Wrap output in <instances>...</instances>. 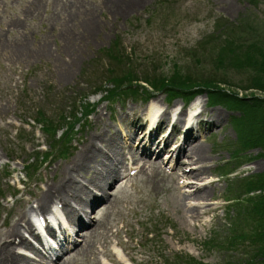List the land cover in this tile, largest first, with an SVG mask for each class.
<instances>
[{
    "label": "rangeland",
    "instance_id": "rangeland-1",
    "mask_svg": "<svg viewBox=\"0 0 264 264\" xmlns=\"http://www.w3.org/2000/svg\"><path fill=\"white\" fill-rule=\"evenodd\" d=\"M71 1V10L58 12L55 0H39L40 10L31 18L27 8L34 7L33 0H0V38L9 46L0 50V226L38 209L45 187L59 182L88 136L104 128L98 114L107 130H116L122 111L144 110L157 99L171 114L183 104L186 117L194 114L196 121L203 109L195 111L194 104L202 99L204 109L219 113L215 119L204 114L209 122L193 140L210 155L202 184L212 182V211L193 219L171 178L163 183L159 178V185L150 179L153 172L172 173L184 156L169 163L170 155L163 153L157 169L141 172L137 166L131 170L127 160L129 177L114 187L117 178L89 213L100 229L94 237L84 229L63 260L116 264L119 252L124 264H186L190 258L203 264L263 262L257 248L256 257L245 258L254 249L238 237L237 205L242 198L264 200L263 189L245 197L250 183L264 176V92L253 86L261 77L254 64L264 53V0ZM13 21L21 24L11 29ZM17 47L20 59L9 58ZM42 50L51 53L50 60L29 56ZM63 69L71 73L61 82L57 71ZM125 76L123 86L135 77L143 88L128 82L117 90L113 79ZM176 76L189 86L207 79L225 84L192 89L199 92L189 102L185 91L150 87L142 79L172 82ZM84 239L92 251L87 246L78 251ZM11 242L17 245L18 239Z\"/></svg>",
    "mask_w": 264,
    "mask_h": 264
},
{
    "label": "bare ground",
    "instance_id": "bare-ground-1",
    "mask_svg": "<svg viewBox=\"0 0 264 264\" xmlns=\"http://www.w3.org/2000/svg\"><path fill=\"white\" fill-rule=\"evenodd\" d=\"M32 3L34 7L31 4L27 8L31 18L40 10L39 0H33ZM73 6L71 0H55V10L58 12L71 10ZM74 15L71 13V16ZM20 24L13 21L9 27L15 29ZM5 45L0 38V50L9 48ZM19 48L12 51L9 58L18 57ZM37 53L38 51H34L29 56L44 57L48 60L51 58L49 51L42 50L39 56ZM57 72V78L61 82L67 81L71 73L65 69ZM200 104L203 105L204 100L198 99V103L194 104L197 107L195 111L200 106L203 109L194 121L196 115L192 114L190 119L187 118L189 114L183 104L176 111L173 109L171 114L164 103L152 99L144 110L131 108L122 111L118 129L110 126V131L107 130L108 125L102 117L103 114H98L96 120L104 124V128L88 136L72 162L62 169L59 182L48 184L36 202L38 209L44 214L42 211L40 214L37 207L32 208L20 212L18 218L0 226V264H70L63 259L79 244V236H84L83 233L88 231L94 237L100 229L99 224L93 223L89 213L93 211L94 204L106 199L109 194L107 189L116 179L123 176L127 160L131 161L133 166H138L141 172L146 167L157 169L163 153L170 155L169 163L173 157L179 159L184 156V160L178 162V168L173 166L175 170L172 173L164 170L153 172L150 179L159 185V178L162 183L166 178H171L172 187L176 195L180 196L182 207L193 219L196 220L200 215L212 211L208 204V197L211 195L208 190L212 182L202 184L206 175L203 165L207 163L210 155L193 140L197 130L209 122L208 118L204 119V114L215 119L219 113L209 112ZM176 115L177 121H172ZM111 129L114 130L113 133ZM200 164L202 166H198ZM186 165H189L190 170L183 171ZM262 167L263 165H259V168ZM177 171L181 173L175 174ZM183 180L186 183H183ZM187 200L195 201L196 204H187ZM28 232L29 235H26ZM14 238L18 239L17 245L11 242ZM85 246L92 251L93 244L85 239L78 251ZM117 254L119 257L116 258V264L126 263V259L119 252ZM111 260L114 261L115 256L111 255Z\"/></svg>",
    "mask_w": 264,
    "mask_h": 264
},
{
    "label": "trees",
    "instance_id": "trees-1",
    "mask_svg": "<svg viewBox=\"0 0 264 264\" xmlns=\"http://www.w3.org/2000/svg\"><path fill=\"white\" fill-rule=\"evenodd\" d=\"M243 33H240V35H242ZM249 38V37H248ZM229 40V38H228ZM232 46V44H231ZM203 57H205V54L203 55ZM259 57L260 59H257V61H259L258 63L255 62L254 66L257 68V70L260 72L261 77L257 80H253V86L256 87L257 89L261 90L262 92H264V53H260L259 52ZM199 66V65H197ZM177 79H173V80H179V81H173L170 82V79H164V78H157L155 80H147L145 78L143 79V82L147 83L150 87H156V88H160L161 90H172L175 93L181 92V91H185L186 95H189L188 97V101H191V99L198 95L199 91H191L192 89H197V90H210L212 87H214L215 89H217V83L218 85H224V81H212L211 79H207L208 81L203 82V84L197 83V87L192 86L193 84H190L187 81H185V78H181V76L177 77ZM127 79L126 76L123 77L122 79L120 78H115L113 79V81L116 83V88L117 90H120L122 88H125V86L128 85L129 83H135V84H139V87L143 88V84H141L142 81H137V78L133 77L131 78V81L126 82V84L123 86L122 81ZM135 79V80H134ZM140 79V78H138ZM184 80V81H182ZM138 82V83H137ZM161 82V83H160ZM204 86V87H203ZM120 88V89H119ZM210 88V89H209ZM246 89V88H245ZM190 91V92H188ZM114 92V91H113ZM109 93L110 96H114L115 93ZM193 93V94H192ZM119 97V96H118ZM109 98V97H107ZM44 121H48V120H44ZM41 123V122H40ZM243 125V123H242ZM49 126V125H48ZM54 127V126H53ZM51 126V129L53 128ZM56 129L59 128L58 126H55ZM261 141V140H260ZM248 144V143H247ZM264 176H262V178L259 179L257 185H255L254 183H250V187H248V193L246 194V198L248 195H250V193L253 192H257V191H262L264 190ZM263 189V190H261ZM250 198V197H249ZM247 198V199H240L238 201V205H237V216L240 219V230L241 233L238 237L241 238L242 242L243 241H248L250 242V244L252 245L253 250H251V253H247L245 255V258H247L246 260L248 261L249 259H252L253 256L256 257L255 255H257V251L256 248L258 249L259 252V256H261V258L263 257V262H261L260 264H264V200L261 201L258 198L253 200L252 198ZM243 206V210H247L246 213H241L240 212V207ZM215 242V240L213 241V243ZM214 245L216 246H220L222 244H217L215 243ZM249 256V257H248ZM258 258V257H257ZM190 261V262H189ZM189 263L186 264H203L201 262H198L194 259H189ZM246 261V262H247ZM250 264H255L253 261H251Z\"/></svg>",
    "mask_w": 264,
    "mask_h": 264
}]
</instances>
